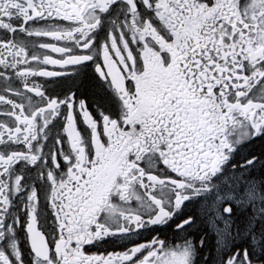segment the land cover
<instances>
[{
	"label": "snow or ice",
	"instance_id": "6c2138e0",
	"mask_svg": "<svg viewBox=\"0 0 264 264\" xmlns=\"http://www.w3.org/2000/svg\"><path fill=\"white\" fill-rule=\"evenodd\" d=\"M0 264H264V0H0Z\"/></svg>",
	"mask_w": 264,
	"mask_h": 264
}]
</instances>
